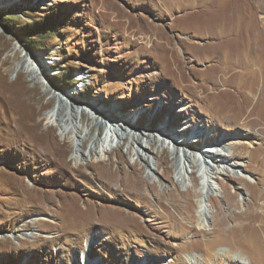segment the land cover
I'll list each match as a JSON object with an SVG mask.
<instances>
[{"label": "rangeland", "instance_id": "1", "mask_svg": "<svg viewBox=\"0 0 264 264\" xmlns=\"http://www.w3.org/2000/svg\"><path fill=\"white\" fill-rule=\"evenodd\" d=\"M237 3L241 18L233 19ZM214 14L219 20L211 32ZM229 30L264 34V0H0V86L13 83L24 90L37 121L57 106L47 86L152 135L137 132L136 146L129 139L113 147L105 163H112L118 181L108 184L98 156L88 155L91 143L82 150L88 158L76 162L55 126L49 134L63 144L68 162L52 164L29 133L16 131L19 122L5 107L0 87V264H264V236L255 228L264 223V107L251 115L236 99L247 93L264 99L257 78L261 53H240L252 76L238 75L226 92L206 89L215 72L228 80L234 70L230 50L218 47ZM31 58L42 63L41 84L25 70ZM18 64L25 67L16 71ZM246 77L256 88L245 86ZM40 126L47 129L44 120ZM160 126L180 143L189 139L186 151L199 156L231 139L239 146L229 154L230 163H222L223 156L216 163L201 156L194 183L188 176L179 183L172 144H166L161 165L162 139L155 132ZM107 134L105 123L101 132L92 127V138ZM141 146L157 165L155 175L135 156ZM203 162L215 168L217 192L208 195L200 213L195 188L212 174ZM217 163L223 164L220 171ZM138 179L146 184L136 185ZM149 184L164 194L178 188L174 195L182 211L161 208ZM107 212L121 214V220H108ZM244 213L254 218H237ZM202 219L207 229L199 225Z\"/></svg>", "mask_w": 264, "mask_h": 264}, {"label": "bare ground", "instance_id": "2", "mask_svg": "<svg viewBox=\"0 0 264 264\" xmlns=\"http://www.w3.org/2000/svg\"><path fill=\"white\" fill-rule=\"evenodd\" d=\"M238 7H239V5L237 3V5L234 6V15L233 16H235V17H233V19H236L237 17H238V19L241 18L240 14H238V13H241L240 8H238ZM213 10H214V12L217 11L216 8H213ZM236 14H238L237 17H236ZM217 20H219L218 14H214L212 19H211V22L213 23V25L210 27L211 32H212V30L215 29L214 23L218 22ZM214 35L215 34H212V36H214ZM198 46L199 45L196 44V48L199 49ZM221 46H225L226 48H228L230 50L231 56H230L229 63L231 64V66L233 67L234 70L230 71V75H229L230 77L228 78V80H225V77L222 74L215 72V74H217V77L215 78L216 80L210 81L209 82L210 85L206 89L207 90H215V89H219V88L222 89L225 87L224 90H222V92H226L227 91L226 88L232 87V82H234L235 79H237L238 75H245L246 76L249 73H250L249 75H251V72H254L253 70H250L251 67L249 65H245L240 60V53H242V51L248 50V53H253L254 55L255 54L258 55L259 53H261V55L263 54L262 56H264V34H263V32L257 31L254 34L251 32L250 34L246 35V32L243 30L241 33H238L237 35H235L234 31L229 30V32L226 34V36L221 38V45L218 46V47H220L219 48L220 50H221ZM208 47H210V46H208ZM198 49L196 51V56L200 55V51ZM261 55L258 56V61L264 62L263 61L264 58H262ZM26 56H27L26 58H28V55H26ZM31 60H32L31 61L32 63L27 68L25 67V64L21 65V67L19 66L20 64H18L16 71H17V69L22 70V68L25 67V70L29 74V76L31 77L32 81L38 82L37 84H39V83L41 84V81H40L41 79L39 77L44 74V71H42V69H40V68H42V65H41L42 63L40 61L35 60L34 58H31ZM259 70H260L259 75L258 76L256 75V76H257V78L258 77L260 78V80H261L260 82L262 84V83H264V66L262 65L259 68ZM249 82H250V78L246 77L245 86L249 85V86H252L253 88H256V84L249 83ZM257 85H258L257 88H259L260 83H258ZM43 86H45V85L43 84ZM0 87L2 88L1 95H2L3 101L5 103V107L7 106V108L11 111V113L13 115H15L14 117H17L16 122H19L20 130L18 129L16 131L20 134L29 133L32 137L31 138L32 141L33 142L35 141V143L37 145L41 146L44 149V151L46 152L47 156L52 158L51 160L53 163L50 161L52 164L59 165V166L63 167L65 165H67V162H68V161H66L65 155L63 154V152H64L62 150L63 147L61 148V146L63 144L62 143L59 144L56 141V139L49 134V131H51V130H49V128L50 127L53 128L55 126L57 129L60 130V136L63 138V141H65L64 144L70 143V146H71L70 148L73 149V151H74L73 160H75L76 162H78L80 160V158H81V160L84 158H86V159L88 158L86 152H84L82 150L85 148V146L88 142L91 143L88 155L92 156L95 154L98 156L99 162H97V164L100 165L102 172H104L103 176H102L103 180L105 182H107L108 184H115L118 181L117 176H115L114 171H112V168L110 167L112 165V163L111 164L105 163V162L110 161L109 159L106 160L105 158L108 157V155L111 153L113 147L114 146H116V147L121 146L122 144H125L129 139L131 140V144H130L131 147L136 146L138 143H140L139 142L140 140L136 137L137 132H139L141 135L147 136L149 139H151L152 135L150 134L148 129H147V131L149 133L148 132L145 133L144 131H138L133 126V123L126 122L118 114H115L112 112H107V111L101 110V109L98 110V106H96V104L89 102V101H79V102L72 101V100L70 101V98H68L66 96V94H64L63 92H61L59 90L54 91L53 89H50L47 86H45L47 88L46 94L51 96V100L53 98L54 100L58 101L57 106H56V108L53 109V111H50L47 114L45 113V115H43V118L40 121H37L36 117H37L38 113L34 110L33 105H32V101L30 102V100L27 98V93L24 90H22L18 85H15L13 83L7 84L6 82H4ZM202 90H203V88H202ZM242 96H243L242 94L240 95V97L237 95L236 99L242 98L241 100H243V102H244V106H243L242 110H246L249 114L254 115V112L258 108L264 107V99L258 98V95L255 96V95H250L247 93L245 96H243V97ZM68 101H70V104L68 103ZM9 102L11 103V105ZM43 120L46 122V126H47V129L44 131L40 130V128H41L40 125H41V122H43ZM104 123L108 129V134H107L108 138L106 137L104 139L100 135L96 139H95V137L92 138L91 137L92 127H97L98 131L101 132ZM86 126H87L88 131H86ZM196 131L198 132L199 130L197 129ZM155 132L158 133L160 138L162 139V141H161V147H162V153H163L162 158H164V159L161 161V165L166 164V157H165V155L167 154L166 144L169 147L171 144L174 146L173 147L174 150H172L173 155H175L174 159L177 160V163L179 162L178 167L176 168V173L178 176L179 183H185L186 184L187 183V177L186 176H188V178H189V181H188L189 183H194L195 178L193 177L194 178V180H193L192 176H193L195 169L197 167L201 166V163H200V161L202 160L200 158L201 156L206 157V155H207V157L211 161H214L215 163L217 162V160L221 156H223V157H225L224 158L225 161L222 163H230L231 156L229 154L232 152L233 149H236L239 146V144H238L239 141H237L236 139H231L227 142H221L219 145H213L211 149L205 148V150H203V153H201V156H199L197 153H194V151H191L190 153L188 151H186L187 149L188 150L190 149V140L189 139H185L184 141H182L180 143V141L176 140L174 133H172L171 131L164 129L162 127L158 128ZM189 133H190V131H189V129H187L186 131H184L183 134L185 136H187ZM202 137H205V134H203ZM154 138L156 140V136ZM224 143H226V144H224ZM148 145H149L148 148H151L152 144H148ZM140 148L141 149H135L136 150L135 156H137V158L141 162L142 161L145 162V164L149 168L151 174L155 175L157 173V170H156L157 165L155 163L151 162L149 160V158H146L144 156L145 152H146V154H150V152H147V150L145 151L142 148V146ZM220 149H223V151L225 153L221 154ZM180 152H182V154ZM207 153H211V154L208 156ZM203 160H204V158H203ZM203 163H205V165L208 166V164H206L207 162H203ZM222 165L223 164L217 163L216 164L217 170L220 171V168L223 167ZM212 166H214V165H212ZM208 168H209V166L207 168L205 167L206 170H208ZM209 170L212 171V174H210L211 177L206 175V178H204V179L202 178L203 179L202 183L200 185H198L197 188H195V196L197 199L196 202H197L200 210H202L203 207L206 206V201H207L206 198L208 197V195L210 193L212 194L214 191L217 192V190L214 188V186L212 184L213 183L212 181L216 180V174L213 171V170H215V168L211 167V168H209ZM163 176L166 177L165 174ZM127 178H129V177H127ZM138 180H139L138 182L134 181L136 183V185L141 186L142 184L143 185L146 184L145 180H143V179H138ZM148 186L151 189V191H153V196L155 198H158V201H159V204L161 205V208H163L165 210H169L170 206L173 205V206H175V210H176L177 214H179L180 210L182 211V209H181L182 203L180 201L181 199L179 196L174 195V193L178 191L177 190L178 188L174 189L175 191H171L168 194H166V193L164 194V193L158 192V186L156 184H149ZM181 195H183V194H181ZM167 197L168 198L171 197L170 201L173 200L172 201L173 203H166L165 199ZM225 198H226V196H225ZM228 198H230V196ZM73 202L76 204L77 203L76 199H73ZM231 202L232 201H230V203ZM233 204H235V203H233ZM75 209H76V206H75ZM106 210H113V211H116L118 213H122L121 211L114 209L113 207H107ZM203 210L200 211V213H202ZM120 215L121 214H112V212L103 213V216L107 217V219L110 221H113V220L120 221L121 220ZM245 217L249 221L254 218L253 213H244V214H241L237 218L243 220ZM257 217H258V215H257ZM202 221H203V219L200 221L199 225L201 226L202 229H207V227L205 225L201 224ZM250 224H254V223H250ZM226 226H228V225H226ZM222 227L223 226H221V228ZM225 227H224V229H225ZM234 228L239 229V227H237V226ZM255 228L257 230L259 229L258 233H262L264 236V223L259 224V226H255ZM251 229L253 230V228H251ZM226 230H227V228H226ZM244 232H245V230H244ZM251 233H254V232H251ZM240 237H241V235H240ZM240 242H241V240H240ZM260 244H259V246H260ZM262 249H264V247Z\"/></svg>", "mask_w": 264, "mask_h": 264}]
</instances>
